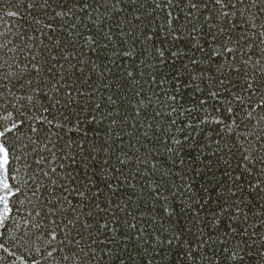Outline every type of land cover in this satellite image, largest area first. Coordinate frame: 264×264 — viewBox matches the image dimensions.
I'll return each mask as SVG.
<instances>
[{
	"label": "snow or ice",
	"instance_id": "obj_1",
	"mask_svg": "<svg viewBox=\"0 0 264 264\" xmlns=\"http://www.w3.org/2000/svg\"><path fill=\"white\" fill-rule=\"evenodd\" d=\"M25 17L31 32L18 24ZM121 59L134 66L121 75L144 121L130 127L150 146L137 148L138 172L157 177L149 194L164 198L155 219L121 196L139 189L123 172L127 157L111 154L124 152L119 141L107 140L131 135L123 116L105 111L116 94L100 87L112 86ZM190 144L224 161L222 175L209 172L221 176L210 217L201 218L208 201L191 195L192 184L173 179ZM125 235L158 255L180 247L182 264L201 254L212 256L206 264H245L251 239L260 245L254 264H264V0H0V264H109Z\"/></svg>",
	"mask_w": 264,
	"mask_h": 264
},
{
	"label": "trees",
	"instance_id": "obj_2",
	"mask_svg": "<svg viewBox=\"0 0 264 264\" xmlns=\"http://www.w3.org/2000/svg\"><path fill=\"white\" fill-rule=\"evenodd\" d=\"M147 2V0H146ZM121 7H124L122 4ZM128 7H131V5H128ZM23 11V9H22ZM146 11H151V9H147L146 7L142 8L140 13H127V8H125V12L129 17L136 15V14H145ZM113 15L115 16L114 12H107L105 13V16ZM146 18V17H145ZM125 19L124 14L119 15L115 19V23H120ZM87 20V18H85ZM10 23H17L16 21H12L11 18H9ZM31 23L30 20L25 17L23 20L19 21L18 24L23 26V29H27L28 32H31V28H29V24ZM56 23H62L61 21L57 20L53 22V26H55ZM65 32L68 31L67 28L64 29ZM119 34V33H118ZM75 35V34H73ZM57 38L63 40V37L59 35V31H57ZM67 47V45H65ZM63 51V49H61ZM52 52V48H48V52L45 53V56H47L49 53ZM41 64L44 68L48 67V61L42 59ZM105 63H108V61H105ZM134 66L131 64V62L125 63L123 59H121V67L118 70L115 66H112V81H111V87H109L108 84L101 83L100 87L104 91V96L107 97L110 94H116L117 104L115 105H107L105 108V111H107V107L113 108L114 112L119 113L120 116H123L124 122L122 123V127L126 129L128 133H131V135H124L121 133L120 136L113 137L111 133L107 134V140L111 141L113 138H115L117 141H119L117 147H122L124 149V152H117L115 148L112 149L111 154H115L116 156H126L127 159L130 161V163L127 165V167L123 168V172L125 176H135V179L130 181L131 184H135L136 188L139 189V191L133 192V195L131 198H128L125 193H121V196H125L126 202H130L133 205L132 211L135 212H141L142 216H159L160 213L157 211V208L163 209L164 207V198L160 197L159 204L156 201V198L149 194L150 189L148 188L149 184L155 183L157 181V177L153 176L151 180L144 177V172L148 171L147 168H144L143 171H139L143 166L144 161H141L140 164L136 163V158L141 153L137 152V148L140 147L141 144H144L145 147L150 146L146 144L143 140H141V137L137 134L136 129L130 127L133 124L139 125V123H143V120H140L135 117L134 111L136 106V98L133 96L134 92V86H132L130 83L125 84V80L122 77L121 73L126 70L132 69ZM43 75V71H42ZM88 75H92V73H88ZM46 79H50V77L45 76ZM83 84V81H80L77 86H81ZM17 93L19 94L22 89L17 88ZM99 98V97H97ZM126 98V102L125 101ZM181 101H184L186 103H191L193 96L192 94H189L187 98L181 96ZM123 102V103H121ZM212 102H210L211 105ZM209 111H211V107L209 108ZM196 115L195 113L193 114ZM200 115H203V112L200 113ZM219 115V113H217ZM148 118L151 117V112L149 111L147 113ZM92 127L98 128V125H93ZM105 128H108L107 122H105L104 125ZM79 135V133H78ZM89 137L97 138L96 132H89ZM121 137H123L121 139ZM227 139V137H224ZM98 139H105V133L101 132L99 133ZM83 142V140H81ZM135 144V147L132 145ZM155 153V149H150ZM184 151H192L193 155L189 156L187 158V166H182V171L176 172L175 176H173V179L176 178V176L180 177V179L176 180L177 184H182L184 188L187 187V185L190 183L192 184V191L191 195L194 196L197 200H199L201 197H203L205 200L208 201V209L209 211L206 213L201 214V218H204L205 216L211 215V209L218 207L217 205V195L216 193L220 192V189L216 188V184L220 181L221 176L220 175H209V172L212 173H222V168L224 166V161L221 159L218 163L214 164V161L218 160V156H213L211 153H208L209 159L205 160L203 157V154L196 155V151H199V149H194L193 145H188ZM128 153H132L133 155L127 156ZM146 159H151V157H148L147 154H144ZM158 160L161 159V157H157ZM164 159H168L166 156ZM227 159L231 160V163L235 165L236 161L232 160L229 156ZM156 162V161H153ZM169 162L171 163V160L169 159ZM174 169H170L169 171H173ZM149 175L151 176V173L149 172ZM172 183V180H169V184ZM175 187V185H173ZM165 188H167V185H165ZM179 195L183 197V200L177 198L176 203L178 205H183V201L188 199V195H185L183 191H180ZM121 197L117 196L116 199L119 200ZM143 208V211H142ZM148 208H151V212L147 211ZM180 215L183 217V221H181L184 224H190V221H188L187 217L184 215L185 209L184 207H180L179 209ZM250 215H255V213H252ZM155 216L153 218L155 219ZM163 219V217H161ZM179 219V218H177ZM249 223H251V220H249ZM179 227V223L176 225ZM251 230V229H250ZM147 235V233H146ZM260 235L259 233L257 234ZM124 242L125 246L121 249H119V256L121 259L117 261L116 259H111L109 261V264H145L146 261H151V264H182L181 257L182 252L181 248L178 246H173L170 250L165 247L164 251L158 255V252L160 251L156 246L153 244L151 247H149L147 250H145L146 246L143 244H138L134 239H130L128 235H125L121 237V240L117 243ZM249 244L253 245L252 247V254L246 259L245 264H254L255 259L258 255V252L260 250V245L255 244V242L251 239H249ZM115 247V245H113ZM247 247V245L245 246ZM184 251H187V249H184ZM212 250L210 249L209 252ZM216 251V261L220 260V256L224 255L219 252L218 249ZM98 256H102V252H97ZM129 255L131 257V260H129ZM212 260V256L209 255L207 257L203 256L201 254L200 259L196 262V264H206L207 261ZM185 264H193V261L188 260L186 257L184 258Z\"/></svg>",
	"mask_w": 264,
	"mask_h": 264
}]
</instances>
